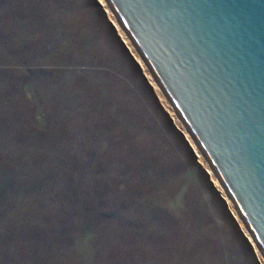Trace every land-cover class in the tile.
<instances>
[{"label": "rangeland", "instance_id": "obj_1", "mask_svg": "<svg viewBox=\"0 0 264 264\" xmlns=\"http://www.w3.org/2000/svg\"><path fill=\"white\" fill-rule=\"evenodd\" d=\"M8 1L0 181L40 162L64 187L2 199L0 264H264L104 1Z\"/></svg>", "mask_w": 264, "mask_h": 264}, {"label": "water", "instance_id": "obj_2", "mask_svg": "<svg viewBox=\"0 0 264 264\" xmlns=\"http://www.w3.org/2000/svg\"><path fill=\"white\" fill-rule=\"evenodd\" d=\"M264 260V0H103Z\"/></svg>", "mask_w": 264, "mask_h": 264}, {"label": "trees", "instance_id": "obj_3", "mask_svg": "<svg viewBox=\"0 0 264 264\" xmlns=\"http://www.w3.org/2000/svg\"><path fill=\"white\" fill-rule=\"evenodd\" d=\"M48 2H49V0H35L34 1V3L37 4V6H43V10H45V6H46L44 4L45 3H48ZM93 3L98 8H101L95 1ZM8 4H9V1L8 0H0V9L1 8H2L1 10L8 9V6H9ZM8 11H9V9H8ZM10 13L12 15H15L14 11H11ZM4 23H5V21H3V20L0 21V40L7 41V39L9 38L10 41H12V40H15L16 37H20V36L15 35V34H18L17 32H15L13 34H10L11 32L6 33L4 31V29H5L4 28V25H3ZM15 23H16V21H15ZM12 25L14 26V23ZM19 26H20L19 28L22 29V25H19ZM34 30H36V29H34ZM21 42H22V40L18 44L20 45ZM41 138L40 137H35V139H36L35 141H32L30 139L31 141L28 142L30 144V147H35L36 148L35 149V152H38V151L41 152L46 146H48V148H52L53 149L54 144H52L51 142L42 141ZM55 138H56V140H61V136H59L58 138L57 137H55ZM41 143H44L45 146L44 147L41 146ZM48 151L51 152L52 150H48ZM44 158H45V156H41V155L39 157V159L45 161ZM32 163H33L34 166H36L37 168H39L37 170L38 173H39V176H37V177H39V180H36V178H37L36 177L34 179V181H31L30 183L29 182L27 183V181H25V182L20 181V180H18L17 178H15L13 176V177H11L9 179V180H11L9 183H7V181H5V180L4 181H0V206H2V204H3L2 199H5L7 195H8V198H10L11 195H12V193H14V194L17 193L16 194L17 196L23 197L24 196V193L28 195V194H30L32 192H36L37 189L40 188V187H37L36 182L42 184V186L45 187L47 185V183H51L52 182V179L54 178V180H55L56 183L58 181H60V186L64 187V185L62 184V180L64 179V177L62 175V172L59 171V172L55 173V172H53V170L51 168L44 170V168L41 166L40 162L39 163H35V164H34V162H32ZM12 168L14 170L10 169L9 166H7L6 168H4L5 169L4 170L5 176L4 177H6V175L9 177L11 174H13L14 171H17V173L15 174L16 176H22L23 174L24 175L27 174V166L22 165L21 164V160L19 162H17V164L14 167H12ZM56 168H57V171H58V166ZM60 169H62V168H60ZM15 184H17L18 187H15ZM12 186H14L15 189ZM20 186H22V187H20ZM16 195H15V197H16ZM74 196L76 197V193L74 194ZM18 198H20V197H18ZM42 206H43V203L40 205V208ZM6 216H7V214H6Z\"/></svg>", "mask_w": 264, "mask_h": 264}, {"label": "bare ground", "instance_id": "obj_4", "mask_svg": "<svg viewBox=\"0 0 264 264\" xmlns=\"http://www.w3.org/2000/svg\"><path fill=\"white\" fill-rule=\"evenodd\" d=\"M101 2V1H100ZM105 3V2H104ZM108 11V10H107ZM111 17H112V20H113V24H115V26L118 28V30H119V33H120V35L122 36V38H124V41H125V43L127 42V44L130 46V43H128V41H127V38L125 37V35L123 34V32L121 31V29L119 28V26L117 25V23H116V21L114 20V18H113V16L112 15H110ZM132 47V46H131ZM132 52H134V50H132ZM134 54H136L135 52H134ZM136 56V58H138V61L140 62V63H142L140 60H139V57L137 56V54L135 55ZM143 64V63H142ZM143 67H144V65H143ZM146 71V70H145ZM148 75H149V73H148ZM150 76V75H149ZM149 80H150V82L156 87V85H155V83L153 82V79L150 77L149 78ZM153 86V87H154ZM157 88V87H156ZM158 89V88H157ZM161 94V93H160ZM162 96V95H161ZM166 104V103H165ZM168 104V103H167ZM170 112H171V114L173 113L172 112V110H170ZM173 115V114H172ZM176 118V117H175ZM177 122V121H176ZM179 122V121H178ZM183 130H184V128H183ZM189 137V136H188ZM190 141H191V139H190ZM197 150V149H196ZM199 152V151H198ZM203 158V157H202ZM204 165L206 166V168H207V170L210 172V174H212V172L210 171V169H209V167H208V165L204 162ZM212 176V179H213V181L215 182V184H218L217 183V180H216V178L213 176V174L211 175ZM220 190H221V188H220ZM222 191V190H221ZM225 197V196H224ZM232 206V205H231ZM232 208H233V206H232ZM233 210V212H234V214H235V216L237 217V215H236V213H235V211H234V209H232ZM238 218V217H237ZM239 220V219H238ZM240 221V220H239ZM241 222V221H240ZM244 228V227H243ZM244 232H245V234L247 235V237L251 240V238L249 237V234L247 233V231L244 229ZM252 242V241H251ZM258 253V252H257ZM259 254V253H258Z\"/></svg>", "mask_w": 264, "mask_h": 264}]
</instances>
